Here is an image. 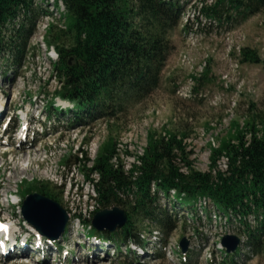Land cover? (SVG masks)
Listing matches in <instances>:
<instances>
[{
	"label": "rangeland",
	"instance_id": "1",
	"mask_svg": "<svg viewBox=\"0 0 264 264\" xmlns=\"http://www.w3.org/2000/svg\"><path fill=\"white\" fill-rule=\"evenodd\" d=\"M211 1L185 0L181 24L170 34L174 50L160 88L114 127L116 155L127 169L143 155L150 133L189 136L186 142L193 151L195 168L208 172L212 148L230 138L231 127L246 128L255 119L257 128H264V12L236 27L218 25L200 12L202 4ZM53 4V0H35L42 15L23 67L4 76L8 67L0 58V104L3 102L4 109L0 116V221L15 226L10 247L0 252V264H184L183 238L190 242L191 264H221L220 241L226 234L239 235V223L229 222L213 206L207 211L198 207L201 223L186 226L179 219L165 247L157 232L146 235L144 248L133 245L131 251L126 245L117 250L99 238L85 237L88 221L103 208L93 200V188L76 157L87 151L95 159L110 137V124L101 119L71 126L72 115L57 119L49 114L51 101L55 108L72 109V104L55 95L59 90L53 76L55 56L44 41L46 25L54 18L62 23L57 19L63 6ZM51 12L56 14L53 18ZM242 48L257 51L263 62L240 63ZM226 162V158L219 161L221 170L226 169ZM38 182L63 187V192L58 190L54 198L49 197L70 216L60 247L41 242L30 224L24 223L25 191ZM238 262L264 264V257L242 255Z\"/></svg>",
	"mask_w": 264,
	"mask_h": 264
},
{
	"label": "trees",
	"instance_id": "2",
	"mask_svg": "<svg viewBox=\"0 0 264 264\" xmlns=\"http://www.w3.org/2000/svg\"><path fill=\"white\" fill-rule=\"evenodd\" d=\"M56 2L65 7L66 28L51 24L44 39L58 55L53 63L59 85L55 95L73 107L62 110L51 101L49 114L57 119L72 115L71 126L101 119L110 124V137L96 158L81 151L76 161L93 188V200L103 209L119 207L128 216L127 224L113 233L96 230L90 220L85 235L131 251L133 245L144 248L146 235L157 232L165 247L179 219L186 226L202 222L197 205L207 199L229 222L239 223V235L245 238V250L228 254L221 264H240L242 255L264 257V128H257L255 119L246 128L231 127L230 138L212 148L208 172L195 168L185 134H148L143 155L128 169L116 155L114 127L160 88L174 50L170 34L181 24L185 0ZM200 12L218 25L236 27L263 13L264 0H212ZM41 15L33 0H0V58L8 67L4 76L23 67ZM238 57L242 64L263 62L251 48L240 49ZM222 158L227 159L225 170L219 168ZM58 190L63 187L38 182L24 193L54 198ZM181 258L191 264L192 254Z\"/></svg>",
	"mask_w": 264,
	"mask_h": 264
},
{
	"label": "water",
	"instance_id": "3",
	"mask_svg": "<svg viewBox=\"0 0 264 264\" xmlns=\"http://www.w3.org/2000/svg\"><path fill=\"white\" fill-rule=\"evenodd\" d=\"M24 219L32 225L41 236L51 240L58 241L65 234L70 216L56 201L41 195L33 193L28 195L22 206ZM128 222L126 212L119 208L103 209L95 214L92 220L93 227L98 231L115 232L118 228H123ZM241 239L236 235H225L221 239V246L229 253L237 252ZM190 242L183 238L180 242V248L183 254L189 250Z\"/></svg>",
	"mask_w": 264,
	"mask_h": 264
},
{
	"label": "bare ground",
	"instance_id": "4",
	"mask_svg": "<svg viewBox=\"0 0 264 264\" xmlns=\"http://www.w3.org/2000/svg\"><path fill=\"white\" fill-rule=\"evenodd\" d=\"M51 13H52V12H51ZM54 15H56V14H54ZM46 28H47V25H46ZM46 28H45V29H46ZM45 29H44V30H45ZM2 107H3V102L0 104V108H2ZM2 113H3V112H2ZM2 113L0 114V116L2 115ZM203 205H204V206L207 205V201H206V200H202V201L200 202V206H203ZM29 226H31V225H29ZM31 227L34 229V231L32 230L34 233H36V234L38 233V234H39V232H38L33 226H31ZM31 227H30V228H31ZM14 228H15V226L12 227V230H13ZM32 228H31V229H32ZM23 253H26V252H23Z\"/></svg>",
	"mask_w": 264,
	"mask_h": 264
},
{
	"label": "snow or ice",
	"instance_id": "5",
	"mask_svg": "<svg viewBox=\"0 0 264 264\" xmlns=\"http://www.w3.org/2000/svg\"><path fill=\"white\" fill-rule=\"evenodd\" d=\"M0 228H3V225H0ZM6 230V229H5Z\"/></svg>",
	"mask_w": 264,
	"mask_h": 264
}]
</instances>
